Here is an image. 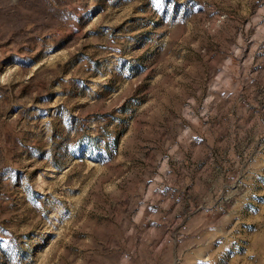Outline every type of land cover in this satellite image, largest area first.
<instances>
[{"label": "rangeland", "instance_id": "1", "mask_svg": "<svg viewBox=\"0 0 264 264\" xmlns=\"http://www.w3.org/2000/svg\"><path fill=\"white\" fill-rule=\"evenodd\" d=\"M0 264H264V0H0Z\"/></svg>", "mask_w": 264, "mask_h": 264}]
</instances>
